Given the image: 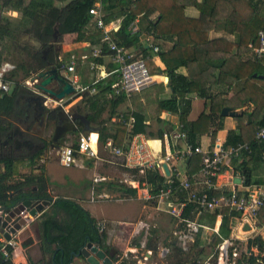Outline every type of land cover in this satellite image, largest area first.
I'll use <instances>...</instances> for the list:
<instances>
[{"label": "trees", "instance_id": "16d2710c", "mask_svg": "<svg viewBox=\"0 0 264 264\" xmlns=\"http://www.w3.org/2000/svg\"><path fill=\"white\" fill-rule=\"evenodd\" d=\"M65 2L66 0H0V71L5 62L4 54L7 50L5 41L13 39L18 42L19 33L33 38L38 47H32L27 54L31 58L30 65L27 67L24 64L21 67H26L31 74L24 77L20 82H15L10 92H4L0 89V147L13 145V132L17 126H23L31 131L33 118L21 101H18L19 94H23L27 100L32 94L30 88L25 82L32 75H38L44 71L49 62H56L59 57V52L55 50V43L60 42L61 36L75 34L76 42H88L99 45L101 53L95 57L94 63L105 64V58L112 57V51L109 44L103 40L104 34L101 31L89 29L92 27L94 16L90 13V9L97 3H101L104 12V22L110 23L112 20L122 18L121 26L111 33L113 40L119 45L126 48L139 49V53L144 58L150 60L155 53L159 54L160 58L166 65V73L170 77V87L173 90V96L179 99L180 102V123L182 130L187 132L188 141L197 146L199 136L206 132H210L213 121L216 117L221 118V109L211 107L209 113H202L198 120L188 121V116L192 109V95H197L203 98H208V91L205 87L204 78L208 79L207 70L222 66L232 58L231 49L233 44H228L223 51L209 52L199 47L198 44L208 40L209 31L211 30L210 21L214 18L216 7L213 0H204L199 3L197 0L191 1L194 5L200 6L202 15L199 19H192L183 13L185 2L182 0H71L64 6H57L56 2ZM16 11L21 14L16 27L12 28L9 20L1 17L4 11ZM157 17L153 18L155 14ZM138 19L139 32L133 34L130 25ZM255 27H244L242 37L246 38V44L252 43L254 46L259 45L258 33L260 29H264V22ZM235 30V29H229ZM153 35L154 41L152 46L147 42L144 43V38ZM174 41V45L166 47L164 41ZM240 42V41H239ZM242 42V41H241ZM159 47V51H154V46ZM9 50V49H8ZM7 50V51H8ZM46 52V56L44 52ZM221 54L217 57L218 54ZM230 55L224 60L225 55ZM223 55V56H222ZM264 59L262 61H247L242 62L240 66L234 64L227 67L228 73L222 70V76L227 79L229 74L233 75L242 81H237L240 85L238 94L244 92L242 104L245 101L254 102L258 98L257 104L264 105V79L260 76L264 75ZM191 64L197 65L189 76L179 73L180 68H189ZM150 68L151 63L147 61ZM111 70L109 76L97 79L94 76V83L91 88H95L94 94H88L82 100V108L77 107L81 113H85L89 122L94 123L99 131L98 124L101 128L99 143L106 146L110 140L115 146L121 147L124 150L129 148V144L133 135L145 132V123L149 120L147 113L141 110H135L136 122L132 131L128 129V122L131 113L120 114L118 108L128 101L124 92L117 94L114 84L119 82V65L113 63L109 65ZM198 69V75L195 74ZM152 72V71H151ZM153 73V72H152ZM242 76H245V78ZM215 77V76H213ZM216 78V77H215ZM221 78V77H220ZM217 79H219L217 77ZM214 79L215 81H218ZM0 80L8 81L6 78ZM31 94V95H30ZM112 97L109 98L108 96ZM234 105V104H233ZM241 105V104H238ZM235 106V105H234ZM163 104H158V109L161 110ZM106 115L104 116V114ZM116 118L114 121L113 119ZM158 122H163L158 118ZM251 119L250 122L251 123ZM98 123V124H97ZM257 125H264V115ZM83 125H78L77 137L83 134ZM220 125L218 128H221ZM163 131H161L162 133ZM212 144H214L217 134V129L212 130ZM232 133L227 140V146L237 145L244 142L241 136H236ZM163 134H161L162 136ZM92 138L97 139V135L93 134ZM26 141L43 147V150L49 146V140L39 135L27 134ZM74 149L79 148L77 141L72 143ZM251 153L247 150L242 152L240 159H236L239 169L245 176L246 185L251 184L252 166L251 164L256 159H261L264 153V143H259L255 138L249 141ZM25 158L23 156H13L0 153V206L7 208L16 207L25 200L51 202L49 211H45L39 217L40 230L43 250L46 255L53 258L55 264H71L77 253H79L85 245L92 241L98 244L99 247L105 250L108 254H112L115 259L117 250L108 244V236L106 233L100 234L97 229V220L85 210L81 204L76 201L65 199L63 197L54 199L50 193V180L47 176L45 166L40 163L41 156L44 151ZM198 155V154H197ZM197 155L192 156L193 160ZM201 169V168H200ZM133 173H139V169H131ZM156 177L148 176L147 173L141 174L138 181L141 186L144 183L150 186L151 199L160 194L167 187L166 179L159 174ZM177 179V178H176ZM176 184L179 181L176 180ZM104 186L117 189L125 194H132L134 189L128 187L122 182H106ZM213 194L216 193L211 190ZM175 199L185 201L184 193H176ZM186 202V201H185ZM199 213V215H197ZM219 215L228 217L227 223L221 226L218 233L213 235L214 245H220L225 239H229L232 234L231 221L235 218H240L241 213L224 209L221 212L207 213L198 212L195 205L186 203L182 218L184 220H193L202 226L214 228ZM222 223L225 218H221ZM264 221V207L261 211L259 221ZM182 228L186 226V222L181 224ZM140 241H134V246L139 247ZM174 264H185L184 251L178 245L173 244ZM151 244H148L147 247ZM252 247L257 248L258 254L252 251ZM248 253H243L239 264H261L259 261L264 259V239L257 237L248 241ZM14 249L9 248V255L6 257L0 254V264H14ZM201 264L197 259H191L190 264ZM34 264V263H30ZM129 264V263H123Z\"/></svg>", "mask_w": 264, "mask_h": 264}, {"label": "crops", "instance_id": "0c3cea01", "mask_svg": "<svg viewBox=\"0 0 264 264\" xmlns=\"http://www.w3.org/2000/svg\"><path fill=\"white\" fill-rule=\"evenodd\" d=\"M71 1V0H70ZM69 1V2H70ZM185 2L183 7V13L185 16L192 18V19H199L202 15V9L200 6L194 5L191 1L194 0H182ZM199 3L204 2V0H197ZM214 6L216 7L215 16L210 21V27L211 30L209 31V37L208 40L200 43L197 45V47L209 51V52H217V51H223L228 44H233L231 55L232 58L227 63V67L234 64L235 66H240L242 62L247 61H262L264 59V56H258L256 52V48L259 46H254L252 43L246 44V38L244 37L243 40H241L242 32L244 27H255L261 25L260 22H264V1L259 0H213ZM64 4H57V6H64L68 3L66 0L65 2H60ZM99 3V2H98ZM97 3V4H98ZM101 4V3H100ZM102 6V5H101ZM103 12V8H102ZM16 13V11H14ZM104 14V12H103ZM158 13L153 16V18L157 17ZM96 18L94 16L92 27L89 29L100 31L96 27ZM122 18H118L115 20H112L110 23H106L107 29L112 33L113 31H116L121 26ZM235 29V30H229V29ZM262 30V28L260 29ZM153 37V35H150ZM75 34L71 35H64L61 36L60 42L55 43V50L59 52V57L57 58L56 62H49L54 65L62 64L63 62H66V64H69L68 61L72 59L75 61V74L78 76V84L83 87H89L91 89V84L94 83V76L97 79L104 78L109 76L111 70L109 69V65L113 64L111 57L105 58V64H98L94 63L93 59L97 57L95 55V52L100 50L99 45L92 44L90 41L88 42H76L75 41ZM68 39V40H67ZM67 40V42L64 43V41ZM153 37V41H154ZM240 41V42H239ZM242 41V42H241ZM146 42V38H144V43ZM167 44V48L174 45V41H164ZM70 43V44H69ZM64 46V48H63ZM74 51L71 53L64 54L63 50L66 48H73ZM137 52H139V49L131 48ZM72 50V49H71ZM46 52H44L45 57ZM221 54L219 53L217 57H219ZM229 55V56H230ZM223 56V55H222ZM229 56L226 54L224 57V60L228 59ZM148 62L151 63V71L153 72L154 77V84H152L147 89H144L142 91L136 92L132 94L131 97H127L128 101L120 106L118 108L119 113L122 115L124 113H131L130 120L128 122V129L131 132L132 128L135 125L136 122V113L135 110H141L145 113H147L149 120L145 123V132L138 133L136 135H133L131 142L129 145H131L133 142L137 143H146L148 152L153 155L154 157L158 158L159 160V167L156 170H149L147 171V175L151 177H156V174H159V176L162 177H168L172 173L173 169H176L177 173H179V179H190V181L194 184V186L198 190H208L209 187L211 190H214L216 193H220L222 191L229 192L233 189H236L240 192H244L247 188L246 185V179L245 176L242 174V172L237 169L238 163H235L236 159H232L227 162V165L224 167L223 172L218 176L213 178L212 180V186H208L206 183H204V178L200 173L201 163H202V155L198 154L195 159L191 160L186 159L185 161H175L167 163L162 158L166 155V153L170 150V140L166 139L164 137V134L171 133L172 131H176L179 129H182V125L180 123V102L179 99H176L172 94L173 90L170 87V77L166 73V65L160 58L159 54H156L148 60ZM264 63V62H263ZM226 64V63H225ZM223 64L222 66H218V68L215 67V64L212 65V69L210 68L207 70V76L208 79L204 78L203 81H205V87L208 91V98H203L197 95H192V109L188 116V121H196L199 119L200 115L204 112L209 113L211 110V107L214 106L215 109L221 108V115L222 117H216L215 120L212 123L210 132H206L204 134H201L199 136V141L197 143L198 146H201L204 150L213 151L215 148L219 146H238L241 144H248L249 141H251L253 138L256 139V131L259 125H257V122L262 119L264 115V105L257 104L256 101H258V98L255 99L254 102L252 101H245L242 104V101L244 100L243 97L245 95L244 92H241L238 94V91L240 89V85L237 84V81H242L241 78H235L233 75L237 73H230L229 78L225 79L222 76V70L225 73H228L227 67ZM49 66V65H48ZM197 65L191 64L189 68H180L179 73L184 74L186 76H189L193 70H195ZM48 68V67H47ZM46 68V69H47ZM45 69V70H46ZM198 69L195 74L198 75ZM31 74V73H30ZM215 76V77H213ZM262 76V77H261ZM260 77L264 79V75H261ZM34 77H38V82H40L39 74L38 75H32L29 79H32ZM217 77L219 79H217ZM221 77V78H220ZM245 78V76H242V78ZM169 78V79H168ZM214 79H217L218 81H215ZM37 87V86H36ZM51 89H58V85H51ZM37 89H39L37 87ZM32 91V94L35 96H32L35 102H37L40 106L41 104L44 105V101L42 97H39V94L34 92L32 88H30ZM40 90V89H39ZM42 91V90H40ZM43 92V91H42ZM91 94L90 91H86L82 93L81 95L77 97H72V102L69 103L64 107V110L69 115H78L80 118L75 121V124L78 128V125H83V134L85 137H88L91 139V136L93 134L97 135V142H96V151H98V155H100V143H99V136L101 128L98 124L99 131L97 130V127L94 123L96 122H89L85 113L82 111L81 113L77 110V107L82 108V100L85 98L86 95ZM31 95V94H30ZM49 95V94H47ZM50 96V95H49ZM39 97V98H38ZM52 97V96H50ZM109 98L112 96L109 95ZM40 98L42 100H40ZM54 98V97H52ZM70 98V96L66 97ZM81 98V99H80ZM56 98H54L55 100ZM59 100V99H57ZM67 101V99H66ZM78 101V105H75L72 107V104H76ZM37 103H31L29 102V105L34 106L37 105ZM163 104V108L161 107V110L158 109V104ZM235 106H234V105ZM241 104V105H238ZM68 106V107H67ZM44 107L48 108L47 113L43 116H38V112L36 108H30V117L33 118V124L31 126V131L28 132L29 129H26L23 126H17L16 128H19L22 133L24 134H31V135H39L47 140H49V146L47 149L43 150V147H40L38 145H34L33 143H29L27 141L26 144L28 145L29 151H27L28 155H24L23 157L28 158L31 155H34L38 153L39 151L43 150L44 153L42 154V158L40 160V163L45 166L47 176L50 180V193L54 197V199L58 198H65L70 199L73 201L78 202L81 204V206L87 210L91 216L98 221H107L109 223H115L117 224V227L115 230L112 231L111 235L107 234L108 236V244L113 247V250L120 251L119 248H117L114 244V241L120 240L121 236L119 233H121V228H124L123 225L127 226L128 234H129V240L127 244V249H129V243L131 236L135 233V230L137 229V225L135 223L140 220V218L144 215H147V213L150 216H153V214L157 213L158 210H162V206H159L157 204V201L155 199H146V197L150 194V186L147 185V183H144L143 186L140 185L138 179H134L132 181H129L132 185L129 186V183L127 182L129 187L134 189V192L132 194L126 193L123 194L124 197L122 199H116L113 200L110 199H104L102 196L110 197L111 190H107L104 184L108 182V180L101 181L98 183L94 182V178L96 176H100V173H98V169L100 168L101 162H104L100 159V156L91 157L84 153L86 159H94L93 166H84L85 159L81 154L79 155V160L77 165L72 166H65L60 161L59 156V149H52L51 143H52V137L55 132V129L58 124H60L59 119V113L60 109L55 102L49 101L48 105H44ZM225 107H231L236 109L239 114L235 117L231 116H224L222 114V111ZM106 113L104 114V116ZM158 118L162 119L163 122H158ZM81 119H83L81 121ZM250 119L252 120L251 123ZM114 121L116 118L113 119ZM64 122V121H63ZM222 126L221 128H218L219 126ZM181 126V127H180ZM15 128V129H16ZM88 128V133H87ZM217 129L216 139L214 144H212V130ZM78 131V129H77ZM74 132H70L67 138V145L72 146L73 142L78 141V134ZM161 131H163L161 133ZM232 133H236V136H241L244 142L238 143L237 145H229L227 146V140L229 139V136ZM161 134H163L161 136ZM81 137V136H80ZM19 140V139H18ZM110 141V140H109ZM24 142V141H23ZM186 142L180 141L178 143L179 148L185 147ZM250 146V145H249ZM106 151H109V148L103 146ZM63 148V147H62ZM264 153L261 155V159H256L252 164V183H256L259 185L262 189H264V161L262 159ZM101 161V162H100ZM164 164L168 165L169 170L165 171ZM68 168L67 170H62L61 168ZM125 170L131 171L132 168H127L122 165ZM61 170V171H60ZM129 173V172H128ZM133 173V172H132ZM136 175L140 173H134ZM51 175L55 177H51ZM102 176V175H101ZM105 177V176H104ZM137 184V185H136ZM142 187V188H139ZM101 187V188H99ZM110 191V192H109ZM62 192V193H61ZM151 195V194H150ZM96 196L101 197L102 199H96ZM149 200L151 202H149ZM148 201V203H147ZM150 203H153L150 204ZM51 208L50 206L46 207V209L42 212L49 211ZM151 210H154L155 213H153ZM41 213V214H42ZM39 214L34 221L30 224L22 228L20 231H18L14 236L16 239V248L14 250V257H13V263L14 264H55L54 260L51 256L46 255L43 250L42 245V238H41V230H40V222L39 217L41 216ZM168 214V213H167ZM170 215V214H168ZM199 215V213H197ZM172 218V221L175 225V230L173 231V236L175 231L182 229L181 224L177 218L170 215ZM225 218V222L222 223V219ZM228 217L226 215H219L216 221V225L214 228L204 226L205 228H202L198 234L199 238L202 235L204 231H212V237L215 233H218L221 226H224L227 223ZM196 221V220H195ZM131 223V224H130ZM232 224V230L239 229L243 225L242 231H248V232H256L258 237H262L264 239V221L258 220L257 222H253L252 224L244 223V221L241 218H235L231 221ZM184 228V227H183ZM106 233V232H105ZM109 235L111 237H109ZM143 236V234H142ZM231 238V237H230ZM4 232H2L0 227V244L5 240ZM150 238L147 237L146 241V248L147 251H155L156 246H152ZM172 239H175V236L172 237ZM172 239L167 243L168 247H170L171 252H174V241ZM252 239V238H250ZM138 242L139 240L136 239ZM197 240V239H196ZM214 243V238H212ZM178 243V242H177ZM142 244V243H141ZM151 244V247L147 245ZM179 245V244H178ZM142 246V245H141ZM135 247V246H134ZM133 251L134 249H130ZM168 249V251H170ZM185 253V252H184ZM169 253L167 252L165 255H163L161 258L165 259ZM112 256V254H109ZM113 258V256H112ZM170 258V257H169ZM186 259V258H184ZM114 260V258H113ZM139 260L142 261L143 264H146L147 261L152 260V256H150L147 260L144 258H139ZM187 261V260H184ZM175 260H172V264H174ZM71 264H89L83 256H75ZM117 264V263H115ZM185 264H190L186 263Z\"/></svg>", "mask_w": 264, "mask_h": 264}, {"label": "built area", "instance_id": "2783aa9c", "mask_svg": "<svg viewBox=\"0 0 264 264\" xmlns=\"http://www.w3.org/2000/svg\"><path fill=\"white\" fill-rule=\"evenodd\" d=\"M90 13L96 18V27L104 34L103 40L109 44L110 50L113 53L111 57L112 61L119 65L120 79L119 82L113 86L116 93L120 94L124 92L127 97H131L132 94L147 89L154 84V75L147 65L148 58H144L141 53L131 48L119 46L113 40L111 33L107 29V25L104 22V14L102 12L101 4L98 3L91 8ZM130 29L133 34L139 32L140 28L138 19L130 25ZM258 36L259 46L256 48V52L258 56L261 57L264 56V29L259 31ZM146 42L152 46L153 37H146ZM153 48L155 52L159 51L158 46L155 45ZM100 53L101 49L95 52V55L99 56ZM75 61L76 60L72 57V59L68 61L69 64L63 62L65 66L61 70L62 75L72 82L76 90L75 93L81 95L86 91H90L91 94H94L96 92L95 88L90 89L89 87H83L78 84V76L74 75L76 66ZM2 76L3 73L0 72V78H3ZM38 81V77H34L32 79H28L26 83L29 88H32L34 92L42 97L44 105H48V102L52 101L58 106L65 107V103L67 102L66 99L68 100L69 98L54 100V98L37 89L36 84ZM0 89L4 92H10V83L0 80ZM73 95H71L70 98H72ZM164 137L171 141L170 150L162 158L167 163L185 161L197 154L202 155L200 173L204 178V183L208 186L213 185V178L218 177L223 172L228 161L232 159H240L244 150L251 153V149L248 144L230 147L219 146L213 151L204 150L201 146L192 145L188 141L187 132L182 129L166 133L164 134ZM182 140L186 142V145L183 148H179L178 143ZM256 140L259 143H264V125L257 128ZM78 144V149H74L72 146L67 145L59 150L60 161L65 166L78 164L79 158L77 157L76 152L81 154L84 153L91 157L99 156L98 151H94L90 147L88 137L81 135ZM105 147L109 148V151L114 157L122 159L119 164L127 168L139 169V173L141 174L145 175L147 171L156 170L160 166L158 158L148 152L146 143L133 142L127 150H124L121 147L115 146L112 141H108ZM262 159L264 161V154ZM176 171V169H173L170 176L165 177L167 187L155 197V200L159 206L165 205L167 207L166 212L170 215L177 218L182 223L186 222V226L184 228L177 230L174 233V236L182 249H189L192 244L196 242L195 237L199 234L200 230L205 228L204 226L199 225L196 221L184 220L182 218L183 209L187 202L194 204L200 213H214L221 212L224 209H229L240 212V218L244 221V223L252 224L253 222H257L259 220L261 211L264 207V189L256 183L247 185L244 192L233 189L229 192L222 191L220 194H213L211 193L210 187L208 190H198L190 179H179V173ZM105 180H107V178L104 176H96L94 178L95 183ZM176 180L179 181V184H176ZM176 193H184L186 196V202L179 201L178 199H175L176 201H174L173 199ZM151 197L152 195H150V199ZM20 215L27 222L26 226L30 225L36 218L31 216L28 212H22ZM107 228L106 222H97V229L100 234L105 233ZM114 244L117 247L118 241H114ZM16 245L15 236L12 234V238L10 240L5 239L0 244V254L7 257L9 255V248L15 250ZM220 249L221 253L219 257L213 259L211 257L204 264H239V260L242 257L236 240L232 238L225 239L221 243ZM147 253H149V255H147ZM147 253L144 256V259H148L152 255V251H147ZM259 262L264 264V259Z\"/></svg>", "mask_w": 264, "mask_h": 264}, {"label": "rangeland", "instance_id": "374dc122", "mask_svg": "<svg viewBox=\"0 0 264 264\" xmlns=\"http://www.w3.org/2000/svg\"><path fill=\"white\" fill-rule=\"evenodd\" d=\"M68 2L70 0H67ZM57 4H64L60 3L57 1ZM1 17L5 18V20H9L10 25L12 28L16 27L18 21L21 18V14L18 12L14 13V11H4L1 14ZM6 20V21H7ZM18 42L15 43L13 39H8L5 41L4 45H7V50L5 51L4 54V64L0 72L3 73L4 78L8 79L7 82L10 83L11 90L13 88V84L15 82H21L25 76L29 75L30 72H28V69L25 66H29L31 62V58H28L27 54L29 52V49L32 47H38L37 42L29 37L24 35L23 33L18 34ZM68 40V39H67ZM67 40L64 41L67 42ZM70 44V43H69ZM64 48V46H63ZM72 49V50H71ZM75 49L73 48H66L63 50L64 54L71 53ZM22 64H24V67ZM151 70V69H150ZM26 85H28L25 82ZM81 99V98H80ZM76 104H72L74 107L75 105H78V101H76ZM68 107V106H67ZM87 133H88V128H87ZM100 159L104 162H101L102 164L100 165V168L98 169V173H100V176H105L109 181L111 182H122L126 184L127 182L129 183V186L131 183L129 181H132L134 179L139 178V174L136 175L132 173L131 171H126L125 168L122 167L121 164H119L122 159L114 157L110 151H106L105 148L100 145ZM62 170H67L68 168H61ZM69 170V169H68ZM61 171V170H60ZM141 174V173H140ZM51 177H55L51 175ZM137 185V184H136ZM128 186V184H127ZM128 186V187H129ZM130 187V188H131ZM101 188V187H99ZM139 188H142L139 186ZM107 190H111L110 197L102 196L104 199H110L112 198L113 200L116 199H122L124 197L123 193L119 192L117 189L106 187ZM110 192V191H109ZM62 193V192H61ZM126 194V193H125ZM99 196H96V199H102ZM150 199V194L146 197V199ZM174 201L175 198L173 199ZM149 202H151L149 200ZM148 203V201H147ZM153 205V203H150ZM167 207L165 205H162V210H158L157 213L154 212V210H151L153 213V216H150L147 213V215H144L138 220L137 223V229L135 233L131 236L130 243H129V249L126 250H120L117 251V257L120 259L119 262L121 263H129V264H143L141 260H139V256H145L147 253V248H146V241L147 237L150 238L149 240L151 241L152 246H156L155 251H153L152 260L147 261L146 264H172V260L174 259V255L169 258L172 255L171 248L168 247L167 243L172 239L173 236V231L175 230V225L172 221V218L169 213L166 212ZM168 213V214H167ZM104 222L108 223L107 221L103 220ZM131 224V223H130ZM107 230L106 234L112 233L113 230L117 227V224L115 223H109L107 224ZM243 225L237 229L232 230L231 238L237 241L238 249L241 252V257L243 253H248V241L250 238L256 239L258 234L256 232H248V231H242ZM143 234V236H142ZM109 235V237H111ZM212 231H204L202 235L199 236L197 235L195 237V241L192 246L189 248V253L185 252V257L184 258H189V261L191 259H197L201 264H204L209 258H217L219 257L221 253V244L220 245H214L213 240H212ZM138 239L140 241V246L139 247H134V241ZM176 239V238H175ZM174 239V240H175ZM197 239V240H196ZM172 239V241H174ZM176 243L178 242L177 239L175 241ZM142 245V246H141ZM118 248V247H117ZM130 249H134L133 252L134 254L132 256H129L127 253ZM168 249L170 251H168ZM252 251L255 254H258V250L255 247L251 248ZM131 251V250H130ZM164 251V252H163ZM168 251V255L165 259L161 258L163 255L166 254ZM264 255V254H262ZM183 258V259H184ZM242 259V258H241ZM120 263V264H121ZM117 264H119L117 262Z\"/></svg>", "mask_w": 264, "mask_h": 264}, {"label": "water", "instance_id": "95a60500", "mask_svg": "<svg viewBox=\"0 0 264 264\" xmlns=\"http://www.w3.org/2000/svg\"><path fill=\"white\" fill-rule=\"evenodd\" d=\"M64 66V63L59 65L49 63L48 68L39 73L40 82H38L36 86L44 93L49 94L50 96L59 100L65 99L67 96H71L73 94L74 97L79 96V94L75 93L76 90L72 82H70L69 79L65 78L62 75L61 70L64 68ZM51 85H58V89H51ZM71 102L72 98H69L65 103V106ZM59 109L61 110L58 115L60 124L57 125L53 134L51 148L60 150L62 147L67 146V138L69 133L71 131L76 133L78 128L75 124V121L80 117L78 115L67 114L63 106H60ZM222 114L224 116L235 117L239 114V112L234 108L225 107L222 111ZM15 134H21V130L19 128H16ZM79 140L80 137L78 138V141ZM15 143L20 146L23 144L18 139L15 141ZM78 154L81 153L76 152L77 157H79ZM81 156H83V158L85 159L84 166H93V158L86 159L84 154H81ZM50 204L51 202L49 200H25L24 202L18 204L13 208L0 206V227L2 232H4L5 238L7 240H10L12 238V234L15 235L18 231L26 226L27 222L20 215L22 212H28L31 216L37 217L46 209V207L50 206ZM118 248L120 250H123L121 247ZM127 254L129 256H132L134 252L129 250ZM147 255H149V253H147ZM77 256H83L84 258H86L89 264H115L112 256H110L105 250L101 249L98 244H95L92 241L88 242L85 247L82 248L79 253H77ZM139 257L144 258V256L142 255Z\"/></svg>", "mask_w": 264, "mask_h": 264}, {"label": "flooded vegetation", "instance_id": "af4514ba", "mask_svg": "<svg viewBox=\"0 0 264 264\" xmlns=\"http://www.w3.org/2000/svg\"><path fill=\"white\" fill-rule=\"evenodd\" d=\"M36 95V94H35ZM37 96V95H36ZM40 97V96H39ZM38 97V98H39ZM23 98H25V96L23 95V94H19V96H18V101H21L23 104H24V106L27 108V111L28 112H31L30 110H31V108H36L37 109V112H38V116H43L44 114H46L47 113V109L48 108H46V107H44V105L43 104H41V106L37 103V102H35L34 101V99L32 98V96H30V98L29 99H27V100H24ZM40 100H42L41 98H40ZM29 102L31 103V105H33L32 103L34 102V103H37V105H34V106H31V105H29ZM30 108V110H28ZM41 114V115H40ZM83 119H81V121H82ZM15 130L16 129H13L12 130V132H13V138H12V143H13V145H9L8 146V148L6 147L8 144L7 143H4L5 144V146H1L0 147V153H3V154H9V155H13V156H24V155H28V153H27V151H29V149H28V145L26 144V134H24V133H22L21 132V134H19V135H16L15 134ZM17 139H19V141L20 142H22L23 144L20 146V145H17L16 143H15V141L17 140ZM24 141V142H23ZM182 251H184V252H187V253H189V249H187V250H184V249H182ZM119 258L116 256V258L114 259V261H115V263H121V262H119ZM147 260V259H146ZM190 261H189V258H187V262L186 263H189ZM121 264H123V263H121Z\"/></svg>", "mask_w": 264, "mask_h": 264}, {"label": "bare ground", "instance_id": "6f19581e", "mask_svg": "<svg viewBox=\"0 0 264 264\" xmlns=\"http://www.w3.org/2000/svg\"><path fill=\"white\" fill-rule=\"evenodd\" d=\"M96 142H97V139L95 138H92L89 139V144H90V147L96 151ZM164 169L165 171H168L169 168H168V165L164 164ZM124 228H121V233H119V235L121 236L119 242H118V247H121L122 249L126 250L127 249V244H128V240H129V234H128V230H127V226L126 225H123Z\"/></svg>", "mask_w": 264, "mask_h": 264}]
</instances>
